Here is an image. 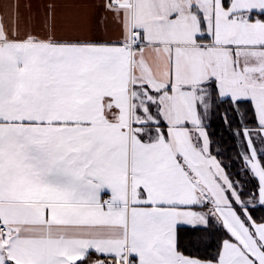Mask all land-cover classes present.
<instances>
[{"label": "snow or ice", "instance_id": "obj_1", "mask_svg": "<svg viewBox=\"0 0 264 264\" xmlns=\"http://www.w3.org/2000/svg\"><path fill=\"white\" fill-rule=\"evenodd\" d=\"M0 264H264V0H0Z\"/></svg>", "mask_w": 264, "mask_h": 264}]
</instances>
